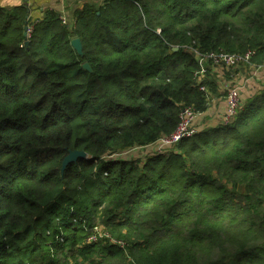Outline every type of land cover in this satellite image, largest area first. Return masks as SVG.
Returning a JSON list of instances; mask_svg holds the SVG:
<instances>
[{
	"label": "trees",
	"instance_id": "1",
	"mask_svg": "<svg viewBox=\"0 0 264 264\" xmlns=\"http://www.w3.org/2000/svg\"><path fill=\"white\" fill-rule=\"evenodd\" d=\"M30 12L0 4V264H264V84L228 123L114 156L226 96L209 53L264 66V0L86 2L72 26ZM70 150L87 155L62 170ZM100 222L125 245L87 241Z\"/></svg>",
	"mask_w": 264,
	"mask_h": 264
},
{
	"label": "built area",
	"instance_id": "2",
	"mask_svg": "<svg viewBox=\"0 0 264 264\" xmlns=\"http://www.w3.org/2000/svg\"><path fill=\"white\" fill-rule=\"evenodd\" d=\"M61 19L63 23L72 26L74 24V19H69L68 16L65 13L61 14ZM33 29V22L28 25L27 27V36H30V33ZM255 54V50H247L245 52H234V53H227V52H211L209 53V57L212 58L213 64L217 70L222 73L224 67L230 68V67H238L242 64L244 65H250V67L255 68V70H258L261 67L264 66H256L255 63L251 62L252 57ZM204 59V58H203ZM201 59V60H203ZM204 68L200 70V75L202 76L204 74ZM226 102H227V110H226V116L224 117V122L222 123H228L232 120V118L236 115L238 109L241 107L243 101H242V86L241 85H231L227 87V94H226ZM200 113H196L193 111L192 108L187 107L183 109L181 113V119L177 126V128L167 136H164L160 138L156 143L155 150L156 152H163L170 148H173L182 138L186 136H191L193 133L197 131V128L194 127L195 119L197 118V115ZM221 123V122H220ZM149 144L148 147L153 145ZM146 147V146H144ZM144 147H135L130 150H127L122 153L114 154V156H119L121 154H124L126 152H130ZM155 153V152H154ZM153 154V153H151ZM99 231H95L90 235V237L87 239V241H93L96 240L99 236ZM113 242H115L114 239L111 238ZM119 245L124 246L125 240H118L117 242Z\"/></svg>",
	"mask_w": 264,
	"mask_h": 264
},
{
	"label": "crops",
	"instance_id": "3",
	"mask_svg": "<svg viewBox=\"0 0 264 264\" xmlns=\"http://www.w3.org/2000/svg\"><path fill=\"white\" fill-rule=\"evenodd\" d=\"M103 0H0V4L2 5H17L21 3H27L31 7L30 17L31 20H38L42 18L44 12L47 8L56 9L61 14L65 13L69 19L74 18V11L77 7H81L83 3L86 2H95L100 3ZM260 69V68H259ZM258 69V70H259ZM255 70L254 72H257ZM261 78H257V80L252 84L250 79L247 82L243 83L242 86V101L245 102L249 97L253 96L260 89H262L264 84V75L263 71H261ZM219 82L221 85L220 91H224L228 86L232 84V80H225V77L218 70ZM227 110V102L226 96L222 95L219 97L212 96L210 100L208 109L205 112L200 113L199 115H204V119H198V124L196 126L197 131L203 130L210 126H216L218 121H214V117H217L221 112H226ZM208 114V116H205ZM212 116V118H211ZM213 119V120H212ZM210 120V123H208ZM213 121V122H212Z\"/></svg>",
	"mask_w": 264,
	"mask_h": 264
},
{
	"label": "rangeland",
	"instance_id": "4",
	"mask_svg": "<svg viewBox=\"0 0 264 264\" xmlns=\"http://www.w3.org/2000/svg\"><path fill=\"white\" fill-rule=\"evenodd\" d=\"M8 6H11V5H8ZM231 69L233 71L230 72V74H229L230 78H228V79L232 80L231 85H235V84L236 85H242L243 83L247 82V80H249V79H250L251 83L253 84L257 80L258 77L261 78V74H260L261 71H263V75H264V67H261L257 72H254L255 68H252L250 66H245V65H240L238 67H233ZM221 74L224 75V77H226L224 72H222ZM203 116L204 115H202V114L197 115V118L195 119V123H194L195 128L198 124V119H201V120L203 119V122L206 121ZM205 116H208V114H206ZM225 116H226V113L221 112L219 115H217V117H214V119H215L214 121H218L217 124L220 122L222 123V122H224ZM211 118H212V116H211ZM208 123H210V120H208ZM155 146H156V143H154L153 145H151L149 147L146 146L144 148H139V149L133 151V154H132V151L126 152L124 154H121L120 157L128 158L129 156H131V158H133V157L134 158H141L142 160H144V158L146 156L150 155L151 153L156 152ZM97 220H100V219L97 218ZM95 230L99 231L98 233L100 235H103L102 237H105V238H106V236L112 237V239H114L115 242H117L118 240H122V239H116L117 237L111 232L110 228L104 226L103 222L98 223V225L95 227ZM108 240L111 241V239H109V238H108Z\"/></svg>",
	"mask_w": 264,
	"mask_h": 264
},
{
	"label": "water",
	"instance_id": "5",
	"mask_svg": "<svg viewBox=\"0 0 264 264\" xmlns=\"http://www.w3.org/2000/svg\"><path fill=\"white\" fill-rule=\"evenodd\" d=\"M71 43L79 54L83 53L82 42L79 37H74L71 40ZM174 49H177V47H175ZM83 66L90 70V65L88 62H85ZM86 155L87 153L84 150H70L69 153L63 159L62 170H64L69 163L75 162L78 160V158L85 157Z\"/></svg>",
	"mask_w": 264,
	"mask_h": 264
}]
</instances>
